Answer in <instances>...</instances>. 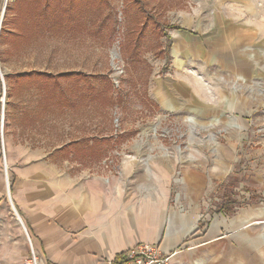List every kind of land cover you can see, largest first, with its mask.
<instances>
[{"label": "rangeland", "instance_id": "obj_1", "mask_svg": "<svg viewBox=\"0 0 264 264\" xmlns=\"http://www.w3.org/2000/svg\"><path fill=\"white\" fill-rule=\"evenodd\" d=\"M1 33L7 184V136L35 108V147L171 158L195 264H264V0H0ZM25 72L57 87L6 77Z\"/></svg>", "mask_w": 264, "mask_h": 264}, {"label": "crops", "instance_id": "obj_2", "mask_svg": "<svg viewBox=\"0 0 264 264\" xmlns=\"http://www.w3.org/2000/svg\"><path fill=\"white\" fill-rule=\"evenodd\" d=\"M21 112L7 136L8 184L0 162V264H31L25 230L39 264L120 262L139 243L160 245L169 264H195L192 214L184 216L170 202L171 158L104 157L79 140L46 151L35 147V108ZM28 131L31 142L22 143L19 137ZM145 164L150 170L137 166Z\"/></svg>", "mask_w": 264, "mask_h": 264}, {"label": "built area", "instance_id": "obj_3", "mask_svg": "<svg viewBox=\"0 0 264 264\" xmlns=\"http://www.w3.org/2000/svg\"><path fill=\"white\" fill-rule=\"evenodd\" d=\"M8 175V167L6 166ZM26 229V228H25ZM29 243V251H31L30 261L32 264H39V257L34 249L33 242L26 231ZM170 257L166 255L159 245L150 243H139L124 253L120 262L108 259L106 264H169Z\"/></svg>", "mask_w": 264, "mask_h": 264}, {"label": "trees", "instance_id": "obj_4", "mask_svg": "<svg viewBox=\"0 0 264 264\" xmlns=\"http://www.w3.org/2000/svg\"><path fill=\"white\" fill-rule=\"evenodd\" d=\"M45 9H47L48 8V13H46V14H48L49 15V17H51V14L49 13V5L48 4H45ZM46 14H44V16L45 17H47L48 15H46ZM2 38V33L0 34V39ZM18 75H23V76H35V78H37V80H39V86H37L38 88H42V86H45V84L48 82V81H50L51 79H53V80H51V82L53 81V83H52V85L51 86H53L52 87V90L54 91V89L57 87V82L55 81V78L53 77V75H51L50 73H47V74H45L44 72H41V73H39V72H37L36 74L34 73V72H25V73H17V74H8V75H6V77H9V76H11L12 78H14V82H15V78L18 76ZM39 77V78H38ZM21 80V79H20ZM36 80V81H37ZM30 81L31 82H29V83H35V85H36V83H38V82H36L35 80H33V78H31L30 79ZM35 81V82H34ZM19 83H23V79L21 80V81H19ZM47 85V84H46ZM51 90V91H52ZM61 95H62V97H63V99H62V101L63 102H65L66 101V98H64V92L61 90ZM58 96H60L59 95V93H58ZM99 141V140H98ZM94 146H96V144H95V142L93 143V146H91V147H94ZM91 147H87V149H89V148H91Z\"/></svg>", "mask_w": 264, "mask_h": 264}, {"label": "water", "instance_id": "obj_5", "mask_svg": "<svg viewBox=\"0 0 264 264\" xmlns=\"http://www.w3.org/2000/svg\"><path fill=\"white\" fill-rule=\"evenodd\" d=\"M4 13H5V8H4V10H3V15H2V18H3V16H4Z\"/></svg>", "mask_w": 264, "mask_h": 264}]
</instances>
